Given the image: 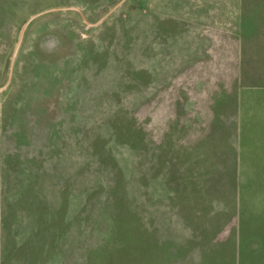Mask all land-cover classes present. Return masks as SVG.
Listing matches in <instances>:
<instances>
[{
    "label": "rangeland",
    "instance_id": "rangeland-1",
    "mask_svg": "<svg viewBox=\"0 0 264 264\" xmlns=\"http://www.w3.org/2000/svg\"><path fill=\"white\" fill-rule=\"evenodd\" d=\"M120 1L0 0V264H264V0Z\"/></svg>",
    "mask_w": 264,
    "mask_h": 264
},
{
    "label": "water",
    "instance_id": "water-1",
    "mask_svg": "<svg viewBox=\"0 0 264 264\" xmlns=\"http://www.w3.org/2000/svg\"><path fill=\"white\" fill-rule=\"evenodd\" d=\"M122 1V0H121ZM120 1V2H121ZM120 2H118L117 4H115L112 8H110V10H108L101 18H100V20L101 19H103L108 13H110ZM63 8H75V9H78L77 7H72V6H69V7H63ZM58 9H62L61 7H56V8H49V9H46V10H42V11H39V12H37V13H35V14H33V15H31L26 21H25V23L23 24V26H22V28H21V31H20V34H19V37H18V41H17V44H16V46H15V48H14V51H13V54H12V57H11V68H12V65H13V59H14V57H15V55H16V52H17V50H18V48H19V45H20V43H21V40H22V38H23V34H24V31H25V29H26V27H27V25L29 24V22L34 18V17H36V16H38V15H40V14H42V13H45V12H48V11H51V10H58ZM99 20V21H100ZM96 23V22H95Z\"/></svg>",
    "mask_w": 264,
    "mask_h": 264
},
{
    "label": "crops",
    "instance_id": "crops-1",
    "mask_svg": "<svg viewBox=\"0 0 264 264\" xmlns=\"http://www.w3.org/2000/svg\"><path fill=\"white\" fill-rule=\"evenodd\" d=\"M230 94H231V93H230ZM218 97H219V96H218ZM217 99H218V100H221V99H219V98H216V100H217ZM235 103H237V102H235Z\"/></svg>",
    "mask_w": 264,
    "mask_h": 264
},
{
    "label": "trees",
    "instance_id": "trees-1",
    "mask_svg": "<svg viewBox=\"0 0 264 264\" xmlns=\"http://www.w3.org/2000/svg\"><path fill=\"white\" fill-rule=\"evenodd\" d=\"M115 220V219H114ZM116 221V220H115Z\"/></svg>",
    "mask_w": 264,
    "mask_h": 264
},
{
    "label": "bare ground",
    "instance_id": "bare-ground-1",
    "mask_svg": "<svg viewBox=\"0 0 264 264\" xmlns=\"http://www.w3.org/2000/svg\"><path fill=\"white\" fill-rule=\"evenodd\" d=\"M54 45V44H53Z\"/></svg>",
    "mask_w": 264,
    "mask_h": 264
}]
</instances>
